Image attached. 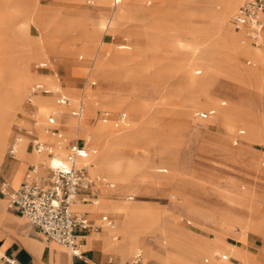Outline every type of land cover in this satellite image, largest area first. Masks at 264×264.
Masks as SVG:
<instances>
[{
  "label": "rangeland",
  "instance_id": "rangeland-1",
  "mask_svg": "<svg viewBox=\"0 0 264 264\" xmlns=\"http://www.w3.org/2000/svg\"><path fill=\"white\" fill-rule=\"evenodd\" d=\"M243 2L223 14L224 6L218 0L211 4L205 0H123L118 6L114 0H0V110L10 103L19 78L30 69L34 72L21 95L25 108L10 122L12 132L6 153L16 125H30L27 93L31 85L42 82L40 74L55 75L42 73L36 64L47 60L55 70L60 63L69 67L82 64L85 72L79 79L81 86L93 96L79 92L69 98L79 100L84 96V115L87 110L107 109L113 117L122 111L129 117L127 127L117 128L113 123L115 130L109 139L117 141L122 152L116 156H121L124 165L134 167L137 175L127 183L128 189L115 190L110 197L152 215L154 228H161L146 240L155 243L161 236L169 242L173 233L180 246L190 240L182 231L206 239L219 236L225 242L250 249L254 258L239 255L244 264H264V68L254 65L248 56H238L228 39L217 48L219 17L192 12L210 5L229 22ZM122 5L125 15L119 24L108 23V17L103 22L95 16L87 21L92 28L100 23L106 25L99 39L79 37L68 41L52 35L66 21L83 19L86 12L107 9L109 14L118 13ZM38 20L48 28H41ZM229 23L222 27L226 37L229 26L234 27ZM71 32L78 35L79 29L73 27ZM175 37H197L199 59L187 47L179 46ZM53 53L73 55L57 58ZM98 64L107 81L102 74L90 75L91 67ZM92 82L96 84L91 86ZM52 90L65 93L61 84ZM107 91L110 95L106 103ZM138 93L146 99L137 98ZM56 96L54 93V101ZM36 99L37 96L35 104ZM52 106L46 109L48 114L60 110L56 102ZM206 110H215V114L207 119L197 115ZM37 117L47 124L45 114ZM80 119L71 115L68 121L82 133L86 125ZM71 139L90 144L83 137ZM101 142L106 146V140ZM160 175H169V182L160 184L156 177ZM241 191L242 203L233 202L232 197ZM99 199L102 204L104 200ZM110 209L114 210V206ZM133 229L142 237L146 235L143 218L133 223ZM132 233L124 227L119 242L129 244L140 237ZM135 250L128 251L131 253L124 261ZM211 250L227 253L234 263H240L232 250L221 249L215 243L205 249L201 259L204 264L212 263ZM145 254L143 251L144 257ZM217 259L221 260V256Z\"/></svg>",
  "mask_w": 264,
  "mask_h": 264
},
{
  "label": "crops",
  "instance_id": "crops-1",
  "mask_svg": "<svg viewBox=\"0 0 264 264\" xmlns=\"http://www.w3.org/2000/svg\"><path fill=\"white\" fill-rule=\"evenodd\" d=\"M17 1L19 0H16V2ZM122 2L123 0H120L119 3H116L114 0V5L118 6ZM21 5L22 4L19 3V8H21ZM110 14L107 9L94 13L86 12L83 19L69 23L66 21L64 24L60 25L57 30L52 31V35H56L64 40L68 39V41L73 39L76 40L79 37L99 39V36L102 33L101 23L96 28H92L89 26L87 21L91 17L95 16L101 22H103ZM38 24L43 29L48 28L40 20H38ZM73 27L79 29L78 35H75L71 32ZM241 30L245 32L244 29ZM95 50L96 49L93 48L92 52L94 53ZM53 55L57 58H64L73 54L53 53L52 56ZM43 61L48 62L47 60H41L40 62ZM247 62L248 64H251L252 60L249 59ZM53 72L57 74L59 83L65 88V93L63 92V94L67 97H76L79 92L84 96H93L91 92L85 90L87 87L83 88L81 86V81L79 80L82 76H84V74H82L85 72L84 65L73 64L69 67L67 63H60L57 65L56 70L50 66H48L46 69H42V73L52 74ZM36 83L44 82H35L34 84ZM34 84H32L31 87ZM95 84L96 82H92L91 86ZM77 89L82 90L78 91ZM54 93L62 94L60 90H57ZM53 94L46 95L40 93L38 95L53 96ZM136 97L141 100L146 99L142 93H138ZM27 103L29 104L28 106L30 108L28 110V114L34 110H37L35 113L38 112L37 104L29 103L28 101ZM139 103L143 104L141 101ZM78 105L79 104L65 106L69 107V109L54 113L57 116V123L53 126V131L50 133L45 131L47 124H42L40 121H38V124H35L32 117H28L30 122L29 126L17 124L14 139L9 147L8 154L6 153V146L9 136L12 132V123L6 125L2 129L1 133L5 142V149L0 153V186L3 181H8L11 188L15 189L21 183L27 180L37 181L40 177H45L50 174V170L48 168L50 154L48 152H38L35 149L32 140L33 136L39 137L41 140L51 144L53 147H55L59 141H62L64 143V149L59 152L61 156H65L69 145L76 141L87 147L90 154V148L87 146L86 142L80 141V139L71 138H84L86 132L88 130H92L98 138L101 140H106L107 144L104 148L106 156L120 155L122 152L121 147L117 144V141L109 139V136L115 130L112 127L113 123L117 128H124L130 125L127 113L122 111L119 116L113 117V115L107 109H97L96 111L87 110V113L84 115V117L79 120L80 123L83 120L84 124L86 125V128H83L81 133L80 129L75 128L71 120L68 121L67 117L69 114L74 117H79L82 115L84 108H82L80 114H77ZM16 106V110H24V101L21 97L20 102ZM52 107V105H48L49 109H52ZM106 112L108 113L107 117L105 116ZM205 112H210L208 117L215 114V110H206ZM122 113L126 114V119L121 118ZM108 121L112 122L110 123ZM20 126L32 129L33 133L28 134L24 131L22 132L19 129ZM80 126L81 124L78 125L79 128ZM41 133H44V136ZM75 133L78 135L76 136ZM14 142H18V145L16 152L11 155L10 149ZM85 159L86 158L79 160V164L86 165V170L91 177L95 178L96 176H103L106 174L104 170H98L97 172L90 170L87 164L83 162ZM34 165L38 166V169L35 171L32 169ZM139 174H141V172ZM136 175L137 174L133 175L132 179ZM156 177L160 178V184H167L169 182L170 176L160 175ZM113 187L107 188L101 182H96L92 190L82 191L79 194L80 199L75 203L74 210L86 213L87 216L94 221V223L100 224L101 228L98 231L89 230L86 232L85 237H82L81 235L83 232L79 231L82 252L78 256L69 254L58 242L47 239L24 214H22L17 208L10 207L7 203L8 198L0 192V250L8 255L15 256L23 264H126L138 249L135 250L133 255L128 260L124 261L131 252H123L121 250V246L116 244L120 240L121 235L114 232V228L108 221L102 220L103 215H108L109 219L114 224H116L118 220L119 214L116 211L110 209L111 206L113 207L115 201L110 197V195L113 194ZM86 198H88V200H86ZM99 198L104 199L103 204H98V202L95 204L91 201V199ZM105 212L112 213L113 215L105 214ZM162 225L170 227V225L167 223H163ZM182 232L190 237V240H188L184 245L180 246H171L170 243L163 237H156L155 243H149V246L151 249L153 246H155L159 254L154 252V250L146 252L147 254H145V257L143 255V261L141 264H143V262H147L148 264H204L201 259L204 255H206L205 249L213 247L215 243H217L221 249L226 251L232 250L238 259H240L239 255H246L249 258L255 257L250 249L244 245H235L225 242L219 236L206 239L196 235H191L185 231ZM114 237H116V239ZM257 237H254V239ZM248 239L249 237L247 240ZM228 245H230L232 249ZM244 249L247 252H245Z\"/></svg>",
  "mask_w": 264,
  "mask_h": 264
},
{
  "label": "built area",
  "instance_id": "built-area-1",
  "mask_svg": "<svg viewBox=\"0 0 264 264\" xmlns=\"http://www.w3.org/2000/svg\"><path fill=\"white\" fill-rule=\"evenodd\" d=\"M120 0H115L119 3ZM235 29H244L246 36L255 47H264V0H245L230 19ZM38 69L48 68V62L43 61L36 64ZM53 94L54 91L44 83L34 84L28 92L27 101L34 103V97L38 94ZM56 102L64 106H70L72 101L64 94L58 93ZM82 103L78 105L77 114L81 113ZM210 112L198 111L197 115L206 118ZM32 119L38 124L36 113L31 112ZM108 116V113H105ZM122 119H126V114H121ZM47 127L45 131L50 133L53 126L57 123V116L54 113L46 115ZM22 132L32 134L33 130L20 126ZM35 149L38 152H48L50 159L48 168L50 174L40 177L37 181H25L17 188L12 189L8 181H3L0 186L1 194L7 196L9 206L17 208L24 214L29 221L36 226L43 235L49 239L61 244L65 250L74 256L81 254V239L79 231H82V237L86 236L89 230L98 231L100 224L94 223L86 213L76 211L73 204L80 199L79 194L82 191L92 190L96 182L106 183L113 187V183L107 181L104 177H91L86 165H80L81 159L87 158L89 151L87 147L79 142L69 145L65 156L59 152L64 149V143L59 141L55 147L41 140L37 136L32 137ZM18 142H14L10 149V154L16 152ZM38 169L37 165L32 168ZM88 200V198H86ZM98 199H91L97 203ZM103 221H108L112 227L114 223L108 215L102 216ZM143 261V250L138 249L133 257L126 264H141ZM0 264H23L18 258L8 255L0 250Z\"/></svg>",
  "mask_w": 264,
  "mask_h": 264
},
{
  "label": "bare ground",
  "instance_id": "bare-ground-1",
  "mask_svg": "<svg viewBox=\"0 0 264 264\" xmlns=\"http://www.w3.org/2000/svg\"><path fill=\"white\" fill-rule=\"evenodd\" d=\"M100 1L103 3H106V0H100ZM212 1L213 0H205V2L209 3V4H211ZM218 1L224 6L223 14H227L232 9L236 8L238 3L241 0H218ZM192 2H197V0H192ZM209 7H210V5H205L204 7L202 6L203 9H200V7H197L196 9H193L192 12L194 13V15L199 14V16L203 15L206 17H211L213 15H216L217 18L219 17L220 25H219L218 35H219L220 39L216 43L217 44L216 47L218 48L221 44H223L228 39L230 41V43L233 45L234 50L238 56H240L241 58L244 56H248V57L252 58L254 65H258V66H261L264 68V50L261 48L256 49L257 47L252 46L250 44V42L248 41L246 33L243 30L236 31L237 29L235 30L233 26L231 27V25L229 26L230 27V33L226 37L222 27H223V23L228 25V24H230L229 23L230 21L228 22L227 20H224L225 15L222 16L217 11H215L213 8L210 9ZM197 9L201 10V12H198ZM124 13H125V5H122L120 7V10L118 13L111 12V14L108 16V23H112L115 21L116 23L119 24L122 21V19L124 18V15H125ZM105 26L106 25L103 24L102 28H104ZM26 29H28V26H26ZM174 39L177 41L179 46L187 47L192 52V55L196 59H199V57L196 54V49H197L196 39H197V37L194 39H190V40H187L185 38H176V37ZM99 67H100L99 64H98V66L97 65L92 66L90 69V75L98 76V75L102 74L99 71ZM53 74H55V75L48 76V75H41L40 74L38 78H42V82H44L46 85H48V87H50L51 89L56 90L57 87L60 86V83H59L58 79L56 78L57 74L56 73H53ZM33 75H34V72H32L30 69L27 73H25L23 76H21L19 78V80L17 81V83L14 87V90H13V93H12V96L10 99V103L4 109L1 108V110H0V153L3 152L5 149V142L3 140V136L1 133L2 129L6 125L10 124V122L12 121L14 116L16 115V112L18 111V110H16L17 109L16 105H18V103L20 102V97L25 91L26 83L28 81L32 80ZM102 75H103L102 78H104V74H102ZM52 78H55V80L53 81ZM99 82L101 83L102 88H104L105 85H103L102 79L99 80ZM109 95H110V93L108 91H107V93L104 94V99L106 100V103L109 101ZM36 96H37L36 104L39 107L38 109H40L36 113V116H39L41 114L47 115L48 111L46 109L48 108V105L49 104L54 105L56 101H54L53 96H42V95H36ZM70 99L72 101L71 105L82 103V106L85 109L86 101H85L84 96H82L79 100H76V99L73 100L72 98H70ZM57 105L60 107L59 108L60 112H62L65 109L66 110L69 109V107H65L63 105L60 106L58 103H57ZM213 109H214V107H213ZM56 112L57 111H54V110L52 111V113H56ZM188 113L191 114V111H189ZM70 116H71V114H69L67 116L68 119ZM63 117H65V116H63ZM80 117L82 119L84 117V113H82V115ZM84 138L86 139V141L88 143H90L88 146L90 148V154H89L88 158H86L83 161L85 164H87L88 168L92 171H95V172H97L98 170H104L106 172V174H105L106 176H101V177H104L107 181L113 183L114 187L112 188V192H115V190H126V189H128L129 185H127V183H129V181L132 180V176L134 175V172L136 171L135 168L132 167L131 165H124L120 160L121 158L118 156H112V155L106 156L105 152H104V148H105L104 145L105 144H103L101 142L100 138H98L93 131L86 132ZM108 177H111L112 181L109 180ZM102 184L107 188L110 187L106 183H102ZM241 192L237 196L232 197L233 202L235 201L236 203H242V201L244 200L243 199L244 194H243V191H241ZM97 202H98V204H101V199H98ZM7 203H8V201H7ZM103 203L104 202H102V204ZM8 205H9V203H8ZM113 206H114V211H116L119 214L118 220H117L118 226L116 223L113 227V228H116L114 232H116L117 234H120L124 231V227H125V228L132 230V232H133L132 235H136L139 237L140 236L139 233L133 229V223L139 218H143V228H144V230L147 231L146 235H144V237L140 236L137 240H135L134 242H131L129 244L121 243L118 241L116 244H119L121 246V250L123 252H128L130 250H135V249L136 250L142 249L144 252H150L151 250H154V252L159 254V252H157L155 246H153L152 249L150 248L149 243H153V242H149L148 240H146V237L149 238V237L155 236L156 231L160 230V228H161L160 225L158 226V228H154L156 222L153 219L152 215L149 213H144L143 210H141L139 207H137L134 204H130V203H123V202L115 201ZM74 207H75V203L73 204V208ZM114 238L116 239V237H114ZM177 238L178 237L176 235H174L173 233H170L168 240H169V243L171 246H178V244H176ZM210 255L213 259L211 264H213V263L214 264H236L230 260L231 255H229L227 253L220 252L219 250H211ZM218 255L221 256V260L217 259ZM208 260L209 259H206V261H208ZM239 260H240L239 264H244L243 259L240 258ZM145 264H148V263L145 262Z\"/></svg>",
  "mask_w": 264,
  "mask_h": 264
}]
</instances>
